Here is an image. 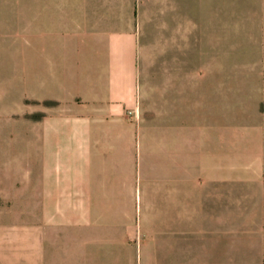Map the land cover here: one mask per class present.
<instances>
[{"label": "crops", "instance_id": "obj_1", "mask_svg": "<svg viewBox=\"0 0 264 264\" xmlns=\"http://www.w3.org/2000/svg\"><path fill=\"white\" fill-rule=\"evenodd\" d=\"M1 31L33 108L0 264H264V0H0Z\"/></svg>", "mask_w": 264, "mask_h": 264}, {"label": "rangeland", "instance_id": "obj_2", "mask_svg": "<svg viewBox=\"0 0 264 264\" xmlns=\"http://www.w3.org/2000/svg\"><path fill=\"white\" fill-rule=\"evenodd\" d=\"M24 9V8H22ZM6 11L5 16L8 17V20L11 16V7L10 5L4 8ZM15 10V9H14ZM24 15V10L22 11ZM26 41L25 34L14 32V31H1L0 32V64H1V73L3 76H9L10 74V60L15 59L17 56L18 60L24 61V50L16 51L15 49H10L11 44L22 45L24 46ZM200 51H195V56L200 57ZM5 85V83H3ZM5 90H9V84L7 83L3 86ZM25 88L18 87L16 91H11L1 96L0 99V138L14 139L17 142L11 143V145H0V173L6 176L9 171L15 172L25 169V162L22 157L26 153V144H25V132L28 117L31 118V110L33 108L32 104L29 103L25 98ZM4 91V90H3ZM37 118V116H33ZM8 150L11 153L18 156L16 161H8L7 158L2 157L4 154L8 153ZM9 151V152H10ZM13 180H6L0 177V188L7 186L8 189H12L13 197H24V181L20 182L18 187L13 186ZM18 206L12 210H4L3 212L9 213V216L15 217V214L19 216L24 215V202L19 200ZM1 210V209H0ZM25 218V216H23ZM151 250L154 249L153 241L149 243Z\"/></svg>", "mask_w": 264, "mask_h": 264}]
</instances>
